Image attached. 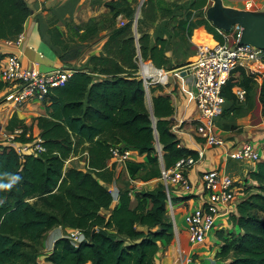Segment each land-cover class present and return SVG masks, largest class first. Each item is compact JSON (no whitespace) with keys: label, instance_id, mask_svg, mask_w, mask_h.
<instances>
[{"label":"trees","instance_id":"16d2710c","mask_svg":"<svg viewBox=\"0 0 264 264\" xmlns=\"http://www.w3.org/2000/svg\"><path fill=\"white\" fill-rule=\"evenodd\" d=\"M186 3L185 9L195 11L197 19L191 21V15L186 14L176 20L171 8L164 7L162 15L176 20L172 24L176 23L179 31L173 35L165 24L161 29H169L168 37L156 32L158 35L155 33L153 38L144 29V23L155 21L154 0H145L137 20L127 0L106 1L104 6L109 9L112 25L102 50L87 58L85 69L69 68L72 74L65 84L52 88L40 102L48 103L46 115L34 118L44 151L20 155L12 146L0 144V183L8 182L5 174L20 177L10 189H0V264H40L39 247L46 233L57 226L78 230L84 240L74 245L67 236L57 239L44 257L48 264H155L158 242L170 244L174 240L173 224L166 218V194L161 182L152 190L133 192L132 196L129 189H120L119 203L113 206V196L106 184L114 179L115 166L108 165L109 147L114 144L122 143L147 157L123 165L130 179L140 177L146 162L158 163L155 137L162 145L166 168L182 156L197 157L196 151L180 146L178 136L171 130L167 117L174 108L169 98L152 97L151 113L146 106L143 82L136 75L138 56L156 67H166L170 63L167 55L170 39L189 37L198 26H204L207 31L203 30L204 35H210L212 40L213 35L216 41H225L223 34L228 32L218 30L204 17L206 0ZM29 15L26 0H0V40H11L21 34ZM119 15L126 21L116 25L114 21ZM78 27L74 34L80 41L96 35L100 29L95 18ZM46 39L64 62L79 55H63L68 40L74 41L70 36L62 37L57 30L48 29ZM6 55L0 53V71ZM234 72L240 74L237 80L232 77ZM236 86L245 90L243 102L233 92ZM257 87L264 116V82L258 86L243 68H236L221 92L224 105H230L229 113L243 105L242 108H251ZM5 91L0 79V103L4 102ZM222 127L235 130L228 125ZM5 129L22 130L16 136L19 144H33L38 138L16 114L7 121ZM79 150L81 154L87 153L82 158L86 164L65 165ZM159 176L160 170L145 180ZM248 180L251 183L245 188L239 186L242 196L227 216L239 232L222 237L215 264H264V219L260 216L264 215V160L254 164ZM249 187L251 190L247 192ZM102 210L109 213L102 214ZM137 224L145 226L146 231L137 230Z\"/></svg>","mask_w":264,"mask_h":264},{"label":"built area","instance_id":"2783aa9c","mask_svg":"<svg viewBox=\"0 0 264 264\" xmlns=\"http://www.w3.org/2000/svg\"><path fill=\"white\" fill-rule=\"evenodd\" d=\"M237 36L238 31L233 35L234 42L231 45L228 44V36L224 35L226 39L222 43L217 42L213 46H198L194 59L186 65L191 76L190 95L196 108V115L191 123L194 126V134L199 138L202 146L197 157L182 156L171 167L166 168L162 145L155 137L154 149L160 164L159 180L166 194V213L170 215V221L178 234L181 231L176 229L174 198L187 195L186 199L196 200L194 205L186 208L182 215L185 224L184 231L187 232L188 244L191 247L203 244L216 227L218 218L229 216L242 196L237 180L219 167L210 168L201 173L202 192L195 193L188 178V172L204 159L205 148L222 147L228 144L226 159L239 162L255 164L262 157L259 148L253 144L254 142L223 138L216 125V118L222 112L225 103V98L221 93L222 86L236 68H243L258 86L264 82V50L248 44L238 45ZM22 39L21 33L14 39L6 40L5 43L9 46H16L21 43ZM71 74L72 70L63 67L41 71L36 64L31 67L23 66L16 54L9 53L2 59L0 71V79L6 90L2 101L14 108L32 102H41L52 88L63 86ZM136 75L142 80L146 94L150 92L151 86L165 87L170 82V71L156 67L150 60H144L141 56H138ZM233 92L238 101L245 100L243 88L236 86ZM183 123L184 121H180L181 125ZM177 129H179V124L178 127L171 126L172 132ZM21 131V129H15L6 134L5 139L8 146L15 148L20 155L44 151L39 137L33 144H19L16 136ZM136 154L140 156L137 151L122 143L114 144L109 147L108 162L123 166L127 161L134 159ZM132 193L133 190L128 192L131 196ZM180 202L181 205L188 206L189 204L187 201ZM67 237L74 245L84 240V235L78 230H73Z\"/></svg>","mask_w":264,"mask_h":264},{"label":"crops","instance_id":"0c3cea01","mask_svg":"<svg viewBox=\"0 0 264 264\" xmlns=\"http://www.w3.org/2000/svg\"><path fill=\"white\" fill-rule=\"evenodd\" d=\"M106 1H110V0H26L28 7L30 9V15L26 19L23 26V31H22L23 39L21 43L16 46H9L5 43L4 40H0V53L16 54L20 58L23 66L31 67L34 64H36L38 69L41 71H49L60 67L61 68L65 67L66 69H69L70 68L69 64L70 62H72L73 59L64 62L58 57V54L56 53L54 47L47 41L46 37H44L45 33L44 34L42 33V29H41L42 24L40 25L39 20L45 18L49 22V24H47L45 21L43 22V26H46V30L55 29L61 34L62 37H66L70 35L69 29H66L68 28V24L81 27L85 22L88 21L89 18H95L97 23L100 25V29L98 33L96 35L91 36L85 41H81L84 44L88 42L91 43V45L87 47V51L85 53V56L89 57L90 55L95 53L97 54L102 50V46L105 40L107 39L109 31L111 30L112 24L109 23V18H110L109 9L104 6V3ZM127 1L130 2V4L133 6L132 4L133 0H127ZM222 3L224 6H228L236 9L251 10V11L264 10V0H222ZM66 5H69L71 7L70 13L64 10L63 7ZM206 7L207 5L203 8V11L205 10ZM52 12L55 13L56 17H59L58 20L57 19H54L53 21L51 20V17L53 16ZM192 12L194 13L195 11ZM104 15L106 16L105 20H104ZM196 19L197 17L193 18L191 15L190 17L191 21H195ZM164 20H166L165 17L163 18L160 15V12H158L157 10L155 21L154 22L152 21L154 26L149 27V29L147 30L153 38H154V34L158 32V30H156L157 23L163 22ZM124 21H126V19L123 17V15H119L114 21V23L116 25H120ZM65 23H67L66 27L64 25ZM169 26L171 29L170 31L172 32L173 35L175 34L176 31H179V29L175 27L177 26V24H174V26L173 24H169ZM144 29L146 28L144 27ZM203 30L207 32L204 26H198L197 28L193 29L191 36L187 37L189 41H191L193 45L197 47V49L198 46H202V45H199L195 42L194 35H197L198 32L204 35ZM168 34H169V29L168 30L166 29L165 32H163V37L167 38ZM157 35L158 33H156V36ZM206 36L207 39H211L210 35H206ZM175 38L172 40V42L180 41V37H175ZM212 38L213 40H215L213 35ZM197 49L195 52L190 54L191 57H194L196 55ZM191 57H189L187 60L189 61ZM187 60L185 61L183 60L181 63L182 65L178 67L172 66L173 68L166 69L167 71H170L169 84L165 87L159 85L151 86L150 92L148 93L151 96L150 104L147 105L146 103V106L150 110V108L152 107V97H157V96L168 97L174 108V112L171 116L167 117V119L170 120L172 127L174 126L178 127L179 124V129L173 132L178 136L180 140L179 143L180 146L184 145L185 147L194 150L198 153V151L202 149V146L200 144L199 138L194 134V126L191 123L196 115V108L190 95V90L192 85H191V76L188 73L189 68L186 67V65L188 64ZM162 68L165 69V67ZM239 76L240 74L238 72H234L232 74V77H234L236 80L239 78ZM137 78L140 79L139 76H137ZM258 96H259V88L257 87L255 89L253 105L255 109H258V111L261 114V108L258 101ZM47 104L48 103L43 104L40 102H32L26 104L25 106L16 107L14 109L10 104L6 102L0 103V144L2 145L7 144L5 138L8 131L5 129V125L13 114H16V116L19 119L23 120L27 126L31 127V131L34 133V135L35 136L38 135L39 137L40 131L36 126V122L34 121V118L37 116L46 115ZM180 121H184V123L181 125ZM235 132L233 130L220 129V134L222 135V137L228 140L235 139L237 141H241L247 134L244 131L240 133H235ZM259 138L256 139L257 142L258 141L260 142L262 140L263 143L264 137L263 139L260 138V140ZM228 148H229L228 144L222 147L205 148L204 159L198 162L188 172V178L191 182V186L194 189L195 193L202 192V184L200 182V175L202 172L210 168L219 167L222 170L224 169L228 174L230 175L232 174L231 171H228V167L229 165L233 166L236 163V161L226 159L225 153ZM259 150L261 151V154L263 156L264 152H262L260 148ZM133 158L134 159H132V161H144L147 159L145 154H142L140 156L139 155L137 156L136 154V156H134ZM108 165L109 166L111 165L110 162H108ZM113 166H115L114 179L111 183L106 184L107 188L111 193H112L111 187H115V188L117 187L115 181L117 178L116 167L118 166L123 167L122 165L119 164L118 165L114 164ZM151 182L152 181H150V183ZM155 187L156 186L153 187L151 186L150 188L147 189L152 190ZM116 190L117 191L115 193V196L113 197L112 206L117 205L119 203L118 200L119 189L116 188ZM135 192H140V191L135 190ZM182 194H184V192H182ZM186 196L187 195H184L183 197H176L175 199L176 229H179L181 233L178 234L177 232H175L173 227L174 240L170 244H167L163 240L158 242V252L156 255L155 264H215L218 262L215 255L221 249L222 237L223 236L229 237L230 235L233 236L236 235L237 232H239L238 227L236 225H233L227 216H221L218 218L217 225L214 228V230L207 236L204 244L194 247H191L188 244L189 248L188 250H186V245H185L186 236L184 234L185 224L183 222L182 215L185 209L190 208L192 205H194V201H196L189 198L186 199ZM177 200L179 202L187 201L189 202V204L188 206L181 205V202L178 203ZM106 212L107 211L104 210L101 211L102 214ZM108 213L109 212H107L106 214ZM135 227L137 230L146 231L145 226L137 224ZM65 232H68V230L63 228L62 226H57L52 228L46 233V242L44 241V249L42 252L43 261L41 263L48 264L45 262L44 257L51 251L54 242L57 239L63 237V234ZM222 232H225L223 236H222ZM85 264H91V262H87Z\"/></svg>","mask_w":264,"mask_h":264},{"label":"rangeland","instance_id":"374dc122","mask_svg":"<svg viewBox=\"0 0 264 264\" xmlns=\"http://www.w3.org/2000/svg\"><path fill=\"white\" fill-rule=\"evenodd\" d=\"M188 0H154L156 8L158 10V12H160V15L164 18V16L162 15V11L161 9L164 7H169L171 8V15L173 14V16H177L178 20L181 17H185L186 14L192 15L193 18L196 17V13L192 12L191 10H187L185 9L186 6V2ZM71 2V1H69ZM145 2V0H133L132 4H133V8H134V20H137V18L140 17V13H141V9H142V5ZM211 2L206 0V5H210ZM205 5V6H206ZM65 11H68V13L71 12V7L69 5H66L63 7ZM138 13V14H137ZM53 16L51 17V20L53 21L54 19H59V17H56L55 13L52 12ZM124 17V16H123ZM205 17V16H204ZM125 18V17H124ZM106 19V16L104 15V20ZM126 19V18H125ZM171 18H167L166 20H164L163 22H158L156 25V30H158V32L163 33L165 32V29L162 30L161 28L163 26H165V24H167V26H169V24H172L174 21ZM40 25L41 29H42V33L44 34V37L47 38V30H46V26H43V22L45 21L47 24H49V22L43 18L40 19ZM65 23V27H66ZM176 24V23H174ZM154 24L152 21H145L144 23V27L146 28V30L149 29V27H153ZM79 28L78 26H74L72 24H68V28L69 29V33L70 38L74 41H69L68 47L65 50V52L63 53V55L66 56H71L74 54H79L76 58H73L72 62H70L69 67L72 70L75 69H85V66L87 65V58L85 56V53L87 51V47L89 45H91V43H82L79 38H77L75 36V32L76 29ZM239 29L238 26H234L227 34H224L225 36H228V44L231 45L234 42L233 39V35L235 34V32H237ZM190 37V36H189ZM174 38L170 39V44L167 46V54L168 57L170 59V63L167 64V66L165 67V69H170L173 68L172 64L177 65V64H181L182 61L187 60L189 57H191L190 54H192L193 52L196 51L197 47L195 45H193V43L191 41H189V39L185 36L184 38H180L179 42H172ZM226 39V38H225ZM176 40V38H175ZM194 40L197 44L202 45V46H212L214 43L211 39H207V36L203 35L202 33L198 32L197 35H194ZM217 42V41H216ZM174 59V60H173ZM194 57H191L189 59L188 62H190L191 60H193ZM185 67V66H183ZM150 98L151 96L149 94H147L146 96V103L147 105L150 104ZM229 106L228 104L224 105V111H222V114H220L217 118H216V125L219 129H222V126H231L233 128H235V130H233L235 133H240V132H246V136L241 140V141H246L249 140L251 142H254L253 144L258 148L262 150V152H264V142L262 143V140L259 142H257L256 139H258L259 137L261 139H263L264 137V116H262L260 114V112L258 111V109H255L254 105L251 108H242L243 106H240L239 110L230 114L229 113ZM14 108V107H13ZM15 109V108H14ZM154 120V117H152ZM258 137V138H257ZM259 138V140H260ZM261 153V151H260ZM86 152H83L81 154V150H79V154H77L76 156H72L67 160V164L65 165H69V162L72 166L74 167H82L84 166L85 160L82 159L83 157L86 156ZM262 155V154H261ZM262 160H264V155L260 158ZM81 160V161H80ZM254 164L252 163H248V162H239L236 161V163L231 166L229 165L228 167V171H231V177H233L234 179L237 180L238 185L242 188H245L247 186V184H249V172L251 169H253ZM116 174H117V178H116V188H118L119 190H124V189H129V190H133V192H135V190L137 191H145L148 190L147 188H150L151 186H157L158 182H160L159 178L157 179V177L152 178V179H148L145 180V178L149 175V174H153L156 172H158L160 170V164L159 162H146L145 168L142 170V172L140 173V177L137 179H130L129 176L127 175L125 169L121 166L116 167ZM148 181V182H147ZM150 181H152L150 183ZM147 182V183H144ZM147 184V185H145ZM149 184V185H148ZM112 188V195L113 197L115 196L116 193V188L115 187H111ZM251 188L249 187L246 191H250ZM241 193V192H240ZM170 215H168V213H166V218L168 220H170ZM263 219H264V215H260ZM174 227V226H173ZM175 229V228H174ZM73 230H68V232H65L63 234L64 236H68L70 232H72ZM225 234V232H222V236ZM223 240V239H222ZM44 241L46 242V235L42 241V245L39 247V255H38V260L40 261V263L43 261V257H42V252L44 249ZM205 243V242H204ZM203 243V244H204ZM54 245V244H53ZM43 264V263H41Z\"/></svg>","mask_w":264,"mask_h":264},{"label":"water","instance_id":"95a60500","mask_svg":"<svg viewBox=\"0 0 264 264\" xmlns=\"http://www.w3.org/2000/svg\"><path fill=\"white\" fill-rule=\"evenodd\" d=\"M209 1L211 4L205 8L204 16L212 26L224 32H229L234 26H238V45L248 44L264 50V10L236 9L224 6L222 0ZM150 112L152 113V107ZM184 234L186 236V250H188L187 232Z\"/></svg>","mask_w":264,"mask_h":264},{"label":"clouds","instance_id":"9594fccd","mask_svg":"<svg viewBox=\"0 0 264 264\" xmlns=\"http://www.w3.org/2000/svg\"><path fill=\"white\" fill-rule=\"evenodd\" d=\"M9 177L8 182L0 183V189H10L15 183H17L20 180V177L18 175H12V174H5Z\"/></svg>","mask_w":264,"mask_h":264},{"label":"bare ground","instance_id":"6f19581e","mask_svg":"<svg viewBox=\"0 0 264 264\" xmlns=\"http://www.w3.org/2000/svg\"><path fill=\"white\" fill-rule=\"evenodd\" d=\"M196 44V43H195ZM213 46V45H212Z\"/></svg>","mask_w":264,"mask_h":264}]
</instances>
